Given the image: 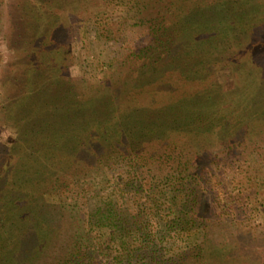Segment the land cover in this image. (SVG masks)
<instances>
[{
    "label": "trees",
    "instance_id": "trees-1",
    "mask_svg": "<svg viewBox=\"0 0 264 264\" xmlns=\"http://www.w3.org/2000/svg\"><path fill=\"white\" fill-rule=\"evenodd\" d=\"M62 3L0 0V18L7 13L0 27V133L9 132L0 137V264L203 263L211 224L197 158L236 144L231 122L264 121V104L224 92L211 63L221 54L222 73L236 66L239 53L255 52L264 0H157L159 16L148 25L158 45L139 52L144 63L117 64L99 82L69 73L74 56L60 38L79 4L68 12ZM93 27L98 40L108 35ZM91 29L86 23L84 38ZM198 51L205 61L194 57ZM24 105L25 119L10 128ZM116 164L147 171L156 183V212L163 207L160 189H169L173 219L164 228L175 236L167 243L161 236L163 247L148 224L127 232L123 225L137 216L114 199L105 210H91L84 228L81 182ZM90 233L104 239L103 256L87 242Z\"/></svg>",
    "mask_w": 264,
    "mask_h": 264
},
{
    "label": "rangeland",
    "instance_id": "rangeland-1",
    "mask_svg": "<svg viewBox=\"0 0 264 264\" xmlns=\"http://www.w3.org/2000/svg\"><path fill=\"white\" fill-rule=\"evenodd\" d=\"M62 1L63 10L68 12L75 8L74 2L79 4V15L70 19L72 27L69 33L60 38V41L65 39L71 45L74 60L72 65L70 64L69 73L74 80L106 81V77L117 64L134 62L135 65H140L145 60L138 56L139 52L145 47L158 45L154 32L148 25L149 20L159 16L161 8L157 0ZM143 2L148 3V7H142L146 4ZM135 3L138 4L136 7ZM1 7L3 8V5ZM6 18L7 13L3 19L0 18V27L6 22ZM86 23L92 25L89 38L82 35ZM96 25L106 31L108 35L105 38L97 39V31L93 27ZM257 35L253 36L254 43L251 44L253 50L256 47L254 55L251 52L239 53L235 59L236 66L220 73L222 67L219 62L224 57L219 54L211 63L214 66L210 73L212 77L217 75L221 82L227 85L223 89L224 92L230 91L236 94L237 98L255 97L264 104V29ZM221 42L218 44H222ZM0 49H3L2 43ZM198 52L194 57L205 61L206 55ZM216 52L218 54V51ZM228 77H233V80ZM236 85L238 87L235 88ZM154 96L156 94L153 93L146 99ZM28 106L24 105L21 116L14 117L10 128L18 126L21 119H25V109ZM242 107L243 101L239 109ZM244 117L248 122L230 124L234 127L233 132L237 137L232 148H212L211 153L197 158V171L206 177L202 192L208 202L203 214L211 224V242L206 248V259L201 264H264V121L259 122L254 116ZM235 128L238 129L235 131ZM7 132L1 131L0 137H8ZM166 174L167 172H163V176ZM83 183L85 186L79 196V203L83 210L82 220L85 221L82 222L85 229L88 228L89 212L105 210L111 199H114L126 211L137 216L123 225L127 232L131 229L136 231L148 224L160 248L164 244L161 243V236L165 237L166 243L175 236L174 232L169 233L168 229L164 228L165 223L173 219L168 205L169 189H160L163 207L160 212H156L153 204L156 183L147 171H137L116 164L92 172L91 176L81 182ZM140 186L143 190L136 199L135 190ZM48 197L54 203L59 202L54 195ZM134 200L138 202L134 203ZM103 231L110 232L107 229ZM87 242L92 250L99 251L103 256V250L106 248L104 239L98 234H91Z\"/></svg>",
    "mask_w": 264,
    "mask_h": 264
}]
</instances>
